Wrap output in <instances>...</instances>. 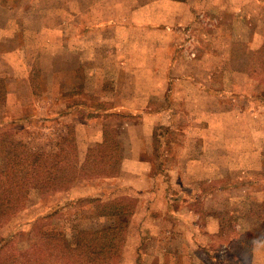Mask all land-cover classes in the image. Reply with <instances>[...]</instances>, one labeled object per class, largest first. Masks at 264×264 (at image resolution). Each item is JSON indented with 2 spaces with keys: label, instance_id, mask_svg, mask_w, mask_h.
Masks as SVG:
<instances>
[{
  "label": "rangeland",
  "instance_id": "1",
  "mask_svg": "<svg viewBox=\"0 0 264 264\" xmlns=\"http://www.w3.org/2000/svg\"><path fill=\"white\" fill-rule=\"evenodd\" d=\"M208 2L214 6L217 3L241 5V18L234 16V12H226L219 20L216 15L206 12L196 16L194 30L188 25L170 26L165 30L169 33L165 34L170 38L174 33L179 39L177 52H172L170 61L174 65V73L181 76L190 71L203 84H208L209 80L196 72L202 70L204 62L197 58L198 48L224 53V59L211 58L204 64L211 72L217 73L210 76V84L215 85L211 89L217 91L192 95L193 89L185 85L186 80L175 81L179 84L175 86L179 88L178 96L182 94L188 98V88V94L196 98L193 104L187 99H178L180 107L170 111L174 123L172 133L176 134L177 140L163 139L158 144L155 141L154 145L163 154L156 157L161 165L175 164L178 167V172L172 173L171 177L174 183L178 181L172 190L179 192V200L174 202L177 205L173 210L186 213V200L182 194L186 191L195 196L191 206L193 211L201 212V202H205L207 208L203 213L206 218V214H217L221 218L223 229L202 241L209 245L211 252L196 248L198 256L205 259V264H213L211 257L219 255L222 256L220 264H245L248 245H238L239 238L243 242L244 239L246 242L251 240L245 216L249 213L264 214V42L252 45L246 35H252L255 27L258 33H264V0ZM139 3L140 0H107V4L105 0H0V78L6 83V104L0 105V122L5 123L0 129L11 130L32 149L47 151L55 149L54 143L60 136L73 132L77 135L75 142L79 157L83 159L92 146L88 143L93 131L81 121L90 120L94 113L107 110L111 111L108 112L112 114L109 118L116 125L119 120L136 122L139 114L126 116L113 108L90 107L99 94L93 97L95 100L84 96L91 94L89 89L92 85L103 84L111 89L118 87L120 94L148 82L147 75L143 74L145 67L139 64L144 62V58L145 63L153 64L149 61L153 46L149 41L153 34L120 25H111V28L100 32L97 25H90L107 19H112L114 24L123 20L128 24L136 23L142 18L152 21V14L138 11ZM198 3L201 5L203 0ZM101 5L107 10L101 9ZM112 7L119 9L110 13L108 10ZM163 17L167 19L166 15ZM62 20L65 23L61 35H64L65 42L58 46L57 24ZM201 27L206 39H196L201 37ZM142 41H147V44ZM51 54L59 55V61L53 59L54 56L50 58ZM137 54L144 58L135 60ZM60 69L64 71L59 73ZM94 69L96 73L90 76L89 71ZM58 86H61L60 90ZM205 117L212 121L211 128L207 130L203 129ZM207 149L210 182L193 181L191 187L186 183L189 177L185 165L200 159ZM234 149L241 152L237 154ZM6 162L0 160V166ZM103 178L79 180L71 194L66 192L61 196L59 205L53 196L55 193L41 196L31 190L23 208L0 228V237L6 240L0 247V264H19V253L29 250L40 234H61L71 240L85 236L86 232L97 234L105 225L116 223L114 218L95 215L94 207L98 201L128 198L136 209L137 198L131 196L134 194L132 190L120 185L111 188L113 185L96 180ZM198 190L208 194L205 201L200 200ZM237 213L242 215V219L236 223ZM11 220L12 224H9ZM252 222L251 219L250 224ZM197 223L201 228L202 220ZM235 227L241 229V236L234 234ZM131 245L130 240L129 249L124 253L128 262L140 259V264H154L151 262L157 260L151 257L153 252H145L137 258ZM147 245V248L152 247L153 239L148 240ZM163 255L167 264L176 260L174 253ZM181 256H178L177 264L190 262Z\"/></svg>",
  "mask_w": 264,
  "mask_h": 264
},
{
  "label": "crops",
  "instance_id": "2",
  "mask_svg": "<svg viewBox=\"0 0 264 264\" xmlns=\"http://www.w3.org/2000/svg\"><path fill=\"white\" fill-rule=\"evenodd\" d=\"M199 1L200 0H140V3L137 4L138 6L136 5L138 11L140 10L141 12L147 13V15L152 14V21L148 22V18H142L136 23H129V25L125 20L114 24V21L111 22L112 19H107L96 21V24L90 23V25H97V31L100 29V32L107 27L111 28V25H120L123 28L134 27L139 30L141 29L143 33L146 32L154 35L149 41L153 44L149 55V58L151 59L149 61L153 64L149 65L150 63H145L146 59L143 55L137 54L134 56L135 60L144 58L142 60L144 62L139 64V66L145 67L143 74L147 75L148 81L145 85L134 86L127 92L124 91L120 94L118 87L111 89V87H106V85L103 84H100L99 86L92 85L93 87H90L89 90L94 92V95L91 92V94L89 93V96H84L95 100L93 97L99 94L96 100L93 101L94 105H89L90 107L113 108L117 110L118 113L126 116L129 114H132L133 116L139 114V119L133 124L125 120H119L117 123L118 125H116L112 119L109 118L112 114H109L108 112L111 111L106 110L104 113H102V111H100L99 114L94 113L91 115L90 120L79 121L81 124L85 125L88 130L93 131L89 135V146L102 140L103 127L106 124L113 126L122 145L120 173L114 177L96 180H103L109 185H113L111 188H116L115 186L118 185L123 186L132 190L134 194L131 196L137 198L136 209L132 212L126 229L122 257L117 264H140V259L128 262L124 258V253L129 249L130 240L132 241L131 250L137 253V258L142 257V254L145 252H148V254L149 252H153V254L151 253V257L157 259L151 262L154 264H167L163 259V254L166 252L170 253L169 256L173 253L174 256H176L175 262H171L170 264L179 263V255H182L180 257L182 259L187 257V260H190L188 264H205V259H201L198 256L196 248H199L202 252H211L209 245L202 241L205 240L207 236L217 235L222 228L221 218L217 214V216L213 214L208 216V214H206V218L203 213L207 208L205 207V202H201V212L193 211L191 206L194 205L195 196L190 195L189 192H182L185 196V204L187 205L186 213L181 214L173 210L174 205H177L174 202L179 200V192L175 193L174 190H172V188H174L173 184H176L177 186L178 181L175 180L174 183L171 177L173 175L172 173L178 172V167L175 164H169L166 166L161 165L158 158L159 156H163V154L161 153L160 148L154 145L155 141L158 144L161 143L163 139L166 141L177 140L176 134L172 133V129L174 128L172 125L174 123H172L173 119L170 111L173 108L180 107L178 99H187L188 102H191L190 104H193L192 101L196 98L191 97L188 94V88H186L188 98L185 99L182 94L178 96L179 88L175 86L179 84L175 83V81L186 80L187 83H185V85L187 84V87L193 89L192 95H195L196 92L204 94L208 92L213 94L217 91V89H211L215 85L210 84V76H212L214 72H211L204 67L205 60L211 58L221 60L225 58L224 53L219 52V50H217V52H210L204 48H198L197 52H199V55H197V58L198 60H204V62L202 70H197L196 72L197 74L200 72L202 76L207 77L205 80H209L208 84H203L195 79V75L190 71H185L184 74L179 76L174 73V65L170 62L173 57L172 52H177L176 45L179 39L174 33L170 38L166 37L167 34L165 33L169 32H166L165 30H168L170 26H172L171 28H177L182 25H188L194 30L195 25L197 24L196 16L199 14L202 15V13L204 15L206 12L216 15L219 20L226 12H234V16L241 18V5L229 4L226 6L217 3V5L214 6L211 5L208 0H203V3L199 5ZM105 2L107 4V0H105ZM252 3L257 5L255 1H252ZM162 5L164 8H162ZM95 8L97 10H107L106 8H103L102 5L101 9L97 7ZM118 9L119 8L112 7L108 11L111 13ZM165 15L167 19H164L163 16ZM64 23L65 21L62 20L61 23L58 22L57 24L58 46L65 42L64 35H61L63 33ZM256 30L257 27L252 30V35H246V37L249 38L250 44L255 46L264 42V33H258ZM205 34H208V32ZM206 38L207 36L203 34V27H201V37H197L196 39ZM142 42L147 44V41ZM63 50H65V48H63ZM50 58L59 61V55L51 54ZM63 71L64 70L60 69L59 73H62ZM94 72L95 69L94 71H89L90 76H92ZM215 74L217 75V73ZM151 77L153 79H151ZM60 89L61 86H58V90ZM59 102H61V100H59ZM4 103L6 104V98ZM62 106L66 108L65 104ZM181 106L186 107L185 104H181ZM202 122L206 124L205 128H203L204 130L211 128L210 124L212 121L209 117H205ZM2 123L0 122V125H2ZM90 127L91 129H89ZM74 130L76 132L77 127H75ZM216 130H219V128H216ZM75 136L77 135L75 134ZM202 139L204 138L202 137ZM234 152L238 154L241 151L240 149H234ZM208 153L209 150L207 149L205 154L204 152L202 153L205 158L201 156L200 159L191 160L190 163L185 165L187 176L189 177L186 183H189L190 186V183L193 181L209 180L208 173L210 172V164L207 161ZM170 154L171 153H167V155ZM157 156L158 158H156ZM163 173L165 174L163 175ZM210 179L215 180V178ZM78 182L79 181L76 183ZM209 182L210 180L207 183ZM181 183L185 184L184 181H181ZM75 184L66 191H60L53 194V196L57 198V205L61 204V196H63V194H66V192L71 194L73 192ZM108 191L110 192L111 190ZM198 192L201 197L200 200L205 201V197L208 194H204L201 190H198ZM245 217L249 225L246 227V230L251 236V245H248L247 253L249 259L244 263L264 264V214L261 213L260 215H255L249 213V215ZM235 218L237 223V221L242 219V215L237 213L235 214ZM251 219L253 221L252 224H250ZM198 220H202L201 228H199L197 223ZM257 222L261 223L257 224ZM9 224H12V220ZM234 234L241 236V229L235 227ZM261 234L263 235L262 238ZM150 239H153V246L147 248L148 240ZM237 252L241 253L238 249ZM211 256L212 255H210V257ZM221 258L222 256L220 255L215 258H213V256L211 257L213 264H220Z\"/></svg>",
  "mask_w": 264,
  "mask_h": 264
},
{
  "label": "trees",
  "instance_id": "3",
  "mask_svg": "<svg viewBox=\"0 0 264 264\" xmlns=\"http://www.w3.org/2000/svg\"><path fill=\"white\" fill-rule=\"evenodd\" d=\"M5 98L6 83L0 78V105ZM54 146L52 151L32 149L11 130L0 129V160L7 161L0 166V228L23 208L31 190L45 196L65 191L79 180L119 173L122 145L110 124L103 127L102 140L87 149L83 159L73 132L60 136ZM134 210L133 201L128 198L98 201L95 215L114 218L116 223L105 225L97 234L86 232L71 240L61 234H40L29 250L19 253V264H117ZM4 244L0 237V247ZM243 244L251 245V241L239 238L238 245Z\"/></svg>",
  "mask_w": 264,
  "mask_h": 264
}]
</instances>
